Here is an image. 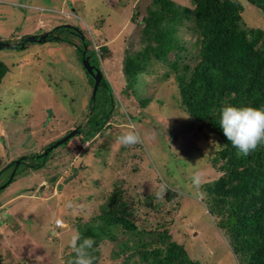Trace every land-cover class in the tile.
Returning a JSON list of instances; mask_svg holds the SVG:
<instances>
[{
    "label": "rangeland",
    "instance_id": "374dc122",
    "mask_svg": "<svg viewBox=\"0 0 264 264\" xmlns=\"http://www.w3.org/2000/svg\"><path fill=\"white\" fill-rule=\"evenodd\" d=\"M175 1L193 6L191 0ZM150 2L0 0V40L41 35L62 24L83 29L120 101L106 135L94 141L71 137L51 152L44 166L33 169L21 164L4 187L7 178H13L15 169H5L11 160L44 153L49 143L62 139L83 120L93 87L75 46L67 42L45 40L24 48H0V61L8 67L0 85L1 264H69L74 259L70 240L78 225L99 214L119 186L127 189L125 197L141 228L166 227L201 264H239L192 184L197 172L203 183L219 176L209 160L217 145L179 106L174 74L164 78L167 64L155 61L151 73L142 74L133 86L134 92L128 96L121 92L127 85L124 55L139 48L141 24L133 19H141ZM243 2L245 23L264 29L263 12ZM185 28L180 30L186 44L183 56L196 50L195 36ZM61 36L79 40L69 28ZM104 44L109 47L106 54L101 50ZM139 98L149 99L148 104L142 107ZM129 126L140 133L142 143L125 148L117 137ZM161 184L177 195L171 200L157 198ZM58 219L63 225L56 226ZM113 233L114 240L103 238L96 264H125L129 254H123L121 244L132 246L140 238L120 229Z\"/></svg>",
    "mask_w": 264,
    "mask_h": 264
},
{
    "label": "trees",
    "instance_id": "16d2710c",
    "mask_svg": "<svg viewBox=\"0 0 264 264\" xmlns=\"http://www.w3.org/2000/svg\"><path fill=\"white\" fill-rule=\"evenodd\" d=\"M245 1L264 14V0ZM191 2L193 6L180 5L175 0H151L145 15L141 19H137L138 16L133 19L141 24L137 42L139 48L124 55L123 69L127 85L121 92L126 96L134 92L133 86L142 74L151 73L155 61L167 64L168 71L164 78L174 74L179 106L197 123V129L204 137H212L217 145L209 160L220 174L202 184L200 192L204 193L203 202L217 227L227 236L239 264H264V145L248 155L240 154L219 126V112L223 106L264 109V29L245 23L242 17L243 0ZM67 28L75 32L78 41L61 36V32ZM183 28L195 36L193 44L196 50L191 55H181L186 48L180 37ZM51 32L55 35L47 40L75 46L82 65L86 46L85 56L89 55V62L101 71V82L95 98L90 97L85 116L75 127L78 131L63 143H68L74 136H81L84 141H94L97 136L106 135L110 129L111 116L118 112L120 101L101 69L97 48H90L91 40L85 31L77 26L62 24ZM27 36L29 34L22 37ZM22 37L16 40L20 43ZM29 43L26 41L24 47ZM101 50L106 54L109 47L104 44ZM172 51H175L173 58L170 57ZM83 69L92 88L95 80L84 65ZM7 71L8 67L0 61V85ZM148 101L147 98H139L142 107ZM72 130L66 131L62 137ZM55 142L49 143L45 151ZM54 149L56 147L49 150L47 155L37 153L11 160L5 169H15V172L13 178H7L3 186L12 182L21 164L33 169L44 166ZM3 171L4 168L0 169V179ZM125 193L127 189L122 186L116 188L99 214L78 225L81 239L91 237L95 240V264L101 256L103 238L114 240L116 236L113 231L117 229L140 237L132 246L126 241L121 244L123 254H129L125 264H201L189 256L182 244L172 239L166 227L162 231L141 228L131 213ZM176 195V191L168 187L165 197L171 200ZM144 234L148 238L143 239Z\"/></svg>",
    "mask_w": 264,
    "mask_h": 264
},
{
    "label": "clouds",
    "instance_id": "9594fccd",
    "mask_svg": "<svg viewBox=\"0 0 264 264\" xmlns=\"http://www.w3.org/2000/svg\"><path fill=\"white\" fill-rule=\"evenodd\" d=\"M219 126L225 137L238 149L240 154L248 155L264 145V109L251 106H223L219 112ZM117 143L125 148L133 147L142 143V137L134 126H129L128 131L117 137ZM191 179L197 190L196 195L202 198L204 193L199 189L203 183V175L197 172ZM167 191L168 186L161 184L156 192L157 198L162 199ZM94 245L95 240L91 237L81 239L79 233L73 235L70 247L75 256L69 264H95Z\"/></svg>",
    "mask_w": 264,
    "mask_h": 264
},
{
    "label": "water",
    "instance_id": "95a60500",
    "mask_svg": "<svg viewBox=\"0 0 264 264\" xmlns=\"http://www.w3.org/2000/svg\"><path fill=\"white\" fill-rule=\"evenodd\" d=\"M49 35V32L47 33H44V34H31L29 36H27L25 38V41H28V42H41L43 39H45L47 36ZM15 44L7 41V40H0V48H11V47H14ZM86 54V51H84L83 53V65L85 67V69L87 70V72L93 76L95 82H94V85H93V90H92V99L95 98V95H96V92H97V88L101 82V71L97 68H95L94 65H92L90 62H89V59H90V56H85ZM78 131L77 128L73 129L66 137H62V139H59L57 142H55L53 145H51L50 147L47 148V150L44 152V155H47L48 151L55 148V147H58L61 143L67 141L68 137L69 136H73L76 134V132ZM35 157H38V156H35ZM19 164V161L16 162V166H18ZM15 170H13L12 174H14Z\"/></svg>",
    "mask_w": 264,
    "mask_h": 264
},
{
    "label": "flooded vegetation",
    "instance_id": "af4514ba",
    "mask_svg": "<svg viewBox=\"0 0 264 264\" xmlns=\"http://www.w3.org/2000/svg\"><path fill=\"white\" fill-rule=\"evenodd\" d=\"M51 30V29H50ZM49 30V36H47L46 38H45V40H47V39H50L53 35H55L53 32H51ZM23 38V41H21L20 43H19V40H16V41H13L12 43H14L15 44V46L14 47H24L25 46V43H26V41L24 42V40H25V37H22ZM77 47V46H76ZM84 49H85V51L88 49L86 46H84Z\"/></svg>",
    "mask_w": 264,
    "mask_h": 264
},
{
    "label": "built area",
    "instance_id": "2783aa9c",
    "mask_svg": "<svg viewBox=\"0 0 264 264\" xmlns=\"http://www.w3.org/2000/svg\"><path fill=\"white\" fill-rule=\"evenodd\" d=\"M56 225H57V226H61V225H63L62 220H61V219H58L57 222H56Z\"/></svg>",
    "mask_w": 264,
    "mask_h": 264
}]
</instances>
